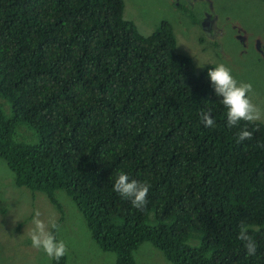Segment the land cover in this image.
Here are the masks:
<instances>
[{
  "label": "trees",
  "instance_id": "trees-1",
  "mask_svg": "<svg viewBox=\"0 0 264 264\" xmlns=\"http://www.w3.org/2000/svg\"><path fill=\"white\" fill-rule=\"evenodd\" d=\"M216 66L196 72L167 20L140 34L122 0H0V158L13 184L59 212L64 191L113 264H136L143 241L171 264H264V124L237 142L244 122L227 126ZM120 172L150 183L143 210L114 191Z\"/></svg>",
  "mask_w": 264,
  "mask_h": 264
},
{
  "label": "rangeland",
  "instance_id": "rangeland-1",
  "mask_svg": "<svg viewBox=\"0 0 264 264\" xmlns=\"http://www.w3.org/2000/svg\"><path fill=\"white\" fill-rule=\"evenodd\" d=\"M122 1L123 18L131 20L140 34H149L159 21L167 20L176 38V51L192 58L196 72L204 64H226L238 82L253 85V102L264 107V0ZM205 14L213 18L212 29L216 30L213 38L206 37L197 22ZM217 40L221 43L219 56L224 61L207 55V49L216 50ZM0 100L8 107L5 100ZM55 195L61 212L42 193L16 187L0 158V264H52L42 250L32 247L29 237L37 209L42 213L41 219L61 225L58 238L69 247L63 264H113L114 254L102 251L91 239L81 213L69 196L62 190H57ZM133 257L136 264H171L148 241L138 245Z\"/></svg>",
  "mask_w": 264,
  "mask_h": 264
},
{
  "label": "clouds",
  "instance_id": "clouds-1",
  "mask_svg": "<svg viewBox=\"0 0 264 264\" xmlns=\"http://www.w3.org/2000/svg\"><path fill=\"white\" fill-rule=\"evenodd\" d=\"M216 96L222 97L221 103L227 109V126L229 128L238 126L243 121L244 127L238 133L237 142L251 140L255 129H249L248 125H257V122H264V107L253 102L254 88L250 82L237 81L232 70L224 63L209 69L207 73ZM201 119L205 127H214L215 120L210 112L201 113ZM151 185L147 181L130 179L125 172H120L115 179L113 189L122 198L130 200L134 208L143 210L148 204V195ZM42 213L37 209L34 212L29 232L32 247L42 250L52 260L60 261L61 258L69 255V247L65 240L58 238L61 225L54 221L41 219ZM238 239L245 244L246 252L253 256L257 252V244L249 229L241 226Z\"/></svg>",
  "mask_w": 264,
  "mask_h": 264
},
{
  "label": "flooded vegetation",
  "instance_id": "flooded-vegetation-1",
  "mask_svg": "<svg viewBox=\"0 0 264 264\" xmlns=\"http://www.w3.org/2000/svg\"><path fill=\"white\" fill-rule=\"evenodd\" d=\"M212 21L213 18L209 17V14H205V16L203 18H201V20H197V22L200 25V28L202 30V33L206 36V37H214L216 36L215 31L212 29ZM219 32V34H221V30L218 29L217 30ZM241 38V37H240ZM256 40V39H255ZM243 43V39L241 38V41ZM244 44V43H243ZM260 44V48H263V46ZM221 47V43L217 40L214 44V48H216V50H212V49H207V55L213 59V60H219V61H224L223 59L221 60L220 56H219V49ZM262 53L264 54V50H262Z\"/></svg>",
  "mask_w": 264,
  "mask_h": 264
}]
</instances>
